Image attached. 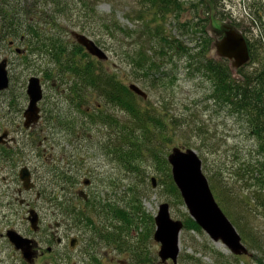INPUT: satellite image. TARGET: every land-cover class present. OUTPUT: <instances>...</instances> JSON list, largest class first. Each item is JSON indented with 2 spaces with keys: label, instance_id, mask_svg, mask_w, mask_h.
<instances>
[{
  "label": "rangeland",
  "instance_id": "obj_1",
  "mask_svg": "<svg viewBox=\"0 0 264 264\" xmlns=\"http://www.w3.org/2000/svg\"><path fill=\"white\" fill-rule=\"evenodd\" d=\"M62 1L64 12L56 14L42 0H0V8H7V16L12 17L4 22L0 16L2 46L13 40L32 50L21 60L9 53L11 84L0 92V134L8 135L7 144L0 145V264H30L7 240L8 230L34 239L40 252L50 254L36 259L35 253L31 264H164L157 255L160 246L153 236L159 205L169 203V213L175 220L183 222L191 217L181 197V204L174 202L165 186L168 176L172 181L168 161L165 172L152 153L166 160L176 146L193 149L201 158L215 201L248 250V254L234 257L225 245L212 242L200 228H183L176 264H256L255 259L262 254L249 241L262 238L264 243V207L257 206L254 188L246 185L247 180L234 175L241 173L237 170L239 163L247 165L245 162L258 158L256 151L262 142L241 115L213 97L212 82L194 68L205 71L202 59L219 61L213 45L225 26L240 32L257 56H264V0H217L216 8L206 13H199L193 0H182L181 11H176V24L171 15L165 17L167 21L152 20V12H141L136 0ZM10 22L15 23V32L8 31ZM188 22L194 26L181 30L179 26ZM158 24L170 46L150 34H142V27L153 31ZM29 25L44 42L57 36L66 49H75L77 44L72 33L87 35L108 55L104 62L90 55L100 70L112 73L125 86L133 83L146 93L147 99L134 94L135 107L140 111L148 108L151 113L146 115L155 117L158 123L137 121L140 126L150 124L151 129L137 132H144L146 137L137 149L134 147L137 151L133 159L121 158L112 151L125 144V125L134 130L132 118L92 89L75 98L76 92L68 89L69 71H59L49 47L30 36ZM174 26L178 30H173ZM20 35L25 36L21 43ZM205 38L211 39L205 58L198 57L197 64L188 68V58L176 49L177 44L194 54ZM140 51L145 53L148 65L153 62L159 67L155 86L150 85L152 78L134 75L137 72L127 57L135 59ZM61 57L65 62L68 56L64 53ZM227 66L238 79L230 61ZM253 67L254 64H247L244 69ZM46 71L54 80L45 77ZM33 76L41 80L44 91L38 104L43 115L34 126L25 128V89L28 78ZM60 79H67L63 86L59 85ZM106 118L116 123H109ZM151 137L153 141L148 144ZM26 166L34 182V188L27 191L18 177L19 170ZM85 179L90 181L89 187L82 183ZM81 189L87 192V200L78 196ZM114 208L125 211L130 219L117 216ZM30 210L38 215V232L32 231L26 220ZM53 230L62 238L61 245L46 238ZM72 235L79 239L73 250L66 239ZM47 247L53 252L48 253Z\"/></svg>",
  "mask_w": 264,
  "mask_h": 264
},
{
  "label": "trees",
  "instance_id": "obj_2",
  "mask_svg": "<svg viewBox=\"0 0 264 264\" xmlns=\"http://www.w3.org/2000/svg\"><path fill=\"white\" fill-rule=\"evenodd\" d=\"M42 1L52 6L56 14L62 13V11L64 12L65 3L62 0ZM93 1H95L96 3L98 0ZM193 1L194 7H196V10H198L199 13H206V11L208 12L209 10H213V8H216L215 6L217 5V0ZM136 2L137 4H139L141 12L151 11L152 20L155 21L156 19L164 20L167 15L170 16L171 13L174 11H181V7L183 5L182 0H136ZM19 6L20 5L18 3V7ZM7 14V8L2 7L0 10V16L4 19V22L7 17H11L7 16ZM177 15L178 12L175 15L176 19ZM258 17H261V15H259ZM165 21H167V19H165ZM177 21H179V19H177ZM113 22L115 25L114 19ZM158 25L159 26L154 28L153 31H149V29L142 27V34H146L148 37V34H150V37H157L160 41L164 40L170 46V42H168V37L164 35V31L162 27H160V24ZM192 26H194L193 22H188L184 24L182 23L179 27L183 31H188L189 29L187 28H190ZM7 27L8 31L15 32L16 26L14 22H10L9 24H7ZM115 27L119 29V26ZM106 28L110 29V26L106 24ZM27 31L30 33V36H32V39L37 38L39 41L42 42L43 46H45L46 44V47H49V52H52V54L50 55L56 62L59 71L63 73H65L66 70L69 71V77L67 76L66 78H70L69 81H71V85H69L68 89L74 90L76 92L75 98L81 97L85 92H87V89H92L96 92H99L101 94V97L107 103L115 104L120 108L124 109L127 114L132 118V128L134 130L125 125V144H119V148L112 151L118 152L121 158L125 156V158H127L129 161L130 159H133L135 157V152L137 151L136 149L138 147L139 142L144 141L146 137L144 132H142L140 135H137V132L139 130H142L143 128L146 130L147 128L151 129L149 126L150 124H147V126H140L137 121L139 123L148 121H151L152 123H158L155 117H153L152 119L151 117H148L146 115L148 112L151 113L150 111H148V108H145L144 111L138 110L135 107L137 97L132 91L129 90V86H125L120 81L118 82L116 76H114L112 73L107 74L105 71L100 70L99 66H96L94 64V61L91 59V56L88 55L87 52H85L82 46L75 44V49L71 48L70 46H67L66 49L65 46H61L59 44V41H61V39H58L57 36H53L52 39H49V42H44L45 39H41V36L37 34L34 26L29 25ZM148 31L149 33H147ZM110 33L111 36H114L113 32L110 31ZM210 40L211 39L205 38L203 42L200 41V43L202 42L201 46L197 45V47L195 48L196 52L194 54L190 53L193 52L191 49H188L183 45H179V43L177 44L176 49H178L180 53H184V56L188 58L186 61V66L188 68H191L192 65L197 64L198 61L196 59L198 57L205 58L204 54L205 51H207L209 48ZM246 40L250 51V61L248 63V66L254 64V67L249 69L250 71H246L244 69L247 65L246 64L245 66L237 69L236 74L239 75L238 79H235V77L231 75L227 66L228 60L215 62L208 59H205L204 61L202 59L204 65L203 68L205 71H203L202 69L200 70V68H196V66L194 68V71H201L206 78H209L213 85V97L216 98L220 103H223L225 105L229 104V106H231V108L233 109L234 113L239 116L241 115L242 118L246 120V124H248V126L250 127V131L252 132V134H254L255 137H257V139L262 142L260 150L256 151V155L258 158L249 162H245L248 163L247 165L243 163L244 166H238L240 167L239 170H241V173L239 172L238 176L247 180L246 185L248 187L254 188L253 194L257 196V206L260 205L264 207V56H257V52H255L251 48L249 40ZM36 44L39 43L37 42ZM64 53H66L68 57L66 58L65 62H62L61 55ZM129 57L131 64H133L134 73L137 72V74L134 75H141L143 76V78H152V80L150 81V83L152 84L150 85L155 86L154 82L157 79V74H159V67L153 62L151 63V65H148V59L145 53L142 51L138 52L135 59L131 58L130 55L127 58ZM257 64H259V66ZM149 72L151 74H149ZM45 77L47 79L53 78V76L47 73V71ZM67 79H60L59 85L63 86ZM106 119L109 123H116V121L112 118ZM152 141L153 139L147 142L149 144ZM134 147L136 149H134ZM152 157L154 158V160H156L158 167L161 170L167 172V160H164L163 157H161L157 153H152ZM248 176L255 177V181L252 183ZM168 181L169 182H167L165 186L168 187V192H170V195L173 197V201L178 202V204H181L182 202L179 196V192H177L173 182L170 181V176H168ZM114 210L115 214L118 212V215H116L121 217L122 219L126 218V216L127 220L130 219V216L122 209L114 208ZM87 222H89V220H87ZM183 224V228H187L188 230L194 229L196 231H199L198 225L194 223L191 218L187 219L186 221H183ZM249 242V244L252 245L253 249H257L258 253L262 254V256L257 257V259H255V263L264 264V243L262 242V238L252 241L250 239ZM190 258L196 259L194 256Z\"/></svg>",
  "mask_w": 264,
  "mask_h": 264
},
{
  "label": "water",
  "instance_id": "obj_3",
  "mask_svg": "<svg viewBox=\"0 0 264 264\" xmlns=\"http://www.w3.org/2000/svg\"><path fill=\"white\" fill-rule=\"evenodd\" d=\"M75 42L82 46L89 55L99 61L108 60L103 50L94 43L87 35L74 32ZM214 49L218 57L230 60L233 70H237L250 61V51L246 38L237 30L232 28L225 29L223 36L215 42ZM26 87L28 96V105L24 110V127L31 128L39 120L38 103L43 98V90L40 79L33 76L28 79ZM7 71L5 62H0V92L8 87ZM129 90L141 99H147L146 93L133 83H130ZM8 135L3 132L0 135V144L6 142ZM166 160L170 165L171 180L173 181L177 192L179 191L182 202L185 205L187 213L198 227L206 233L212 242L222 243L234 256L248 254L247 247L242 242L239 232L228 220L224 211H221L217 201L214 199L212 190L209 188L203 169L202 160L193 149L173 147L167 155ZM22 188L31 190L33 181L28 166L22 167L18 172ZM153 188L155 187L154 179H151ZM157 215L154 218L156 225L153 234L155 242L159 243L160 249L158 257L162 263L171 260L176 264L179 253V237L183 229V222L175 220L169 213V203H161L158 207ZM26 220L30 223L32 231H38L39 219L36 211L30 210ZM7 240L11 242L15 250L22 253L23 259L31 264L35 255L34 241L30 238L23 237L13 230H8ZM74 242L71 243L73 247Z\"/></svg>",
  "mask_w": 264,
  "mask_h": 264
},
{
  "label": "flooded vegetation",
  "instance_id": "obj_4",
  "mask_svg": "<svg viewBox=\"0 0 264 264\" xmlns=\"http://www.w3.org/2000/svg\"><path fill=\"white\" fill-rule=\"evenodd\" d=\"M1 9V8H0ZM176 13L177 12H172L171 13V19H173V20H175V23L174 24H176V17H175V15H176ZM167 20H169V19H167ZM177 29H176V28ZM225 27H227V26H225ZM225 27H224V29L222 30V32H221V35H220V37L218 38L219 40H220V38L223 36V34H224V32H225ZM229 28H231V27H229ZM173 30H178V27L177 26H174L173 27ZM73 34V33H72ZM71 34V35H72ZM73 36V35H72ZM23 41H25V36L24 35H20V43L21 42H23ZM217 42V41H216ZM214 45H215V43H214ZM214 45H213V47H214ZM27 46V47H26ZM3 48H6L7 50H5V49H3ZM1 52H5V54H3V55H1ZM10 52H13L15 55H16V57H17V59H24L23 57H25V58H27L28 57V55H29V53H32V50L28 47V45H24V46H22V45H19V44H16L15 43V41H13V40H11L9 43H8V45L7 46H2V44H1V33H0V62H5V70L7 71V79H8V81H9V84H8V87L6 88V89H4L3 91H5V90H7L9 87H10V84H11V81H10V70H9V67H10V63H11V60L12 59H10V57H9V53ZM217 59L219 60V61H226L225 59H222L221 57H218L217 56ZM228 61H230V60H228ZM231 62V61H230ZM36 77V76H35ZM29 78H31V77H29ZM28 78V79H29ZM39 79V78H38ZM29 81V80H28ZM28 84V83H27ZM40 84H41V80H40ZM27 87V86H26ZM41 87H42V85H41ZM25 91H26V89H25ZM26 94H27V91H26ZM43 94H44V91H43ZM28 98V97H27ZM43 99V98H42ZM28 101V100H27ZM28 103H29V101H28ZM40 103V102H39ZM38 103V104H39ZM28 105V104H27ZM27 107V106H26ZM26 107H25V109H26ZM38 108H39V106H38ZM24 109V110H25ZM43 111H42V109L41 108H39V120L42 118V115H43V113H42ZM23 116H24V114H23ZM38 120V121H39ZM37 121V122H38ZM1 135V134H0ZM7 142H8V137H7V139H6V142H4L5 144H7ZM1 146H4L3 144H0ZM261 159V158H260ZM238 166H240L239 164H238ZM240 168V167H239ZM237 170H239V169H237ZM31 176H32V174H31ZM235 177H237V178H239L240 180L242 179L241 177H239L237 174L236 175H234ZM250 180H251V182L253 183L254 181H255V177H253V176H251V178H250ZM82 183L86 186V187H89L90 185V181H88L87 179H85V180H83L82 181ZM33 184H34V182H33ZM33 188H34V185H33ZM37 196H40V195H37ZM78 196H80L81 198L83 197V199L84 200H87L88 199V194H87V192H85L83 189H81V191L78 193ZM56 227H59V224H57L56 223ZM46 238L47 239H49V241H53V243L55 242L57 245H61L62 244V238L60 237V235L58 234V232L55 230H53L51 233H49V234H47L46 235ZM29 239V238H28ZM31 240H33L34 241V248H33V250L35 251V253H36V255H35V258L36 259H38L39 258V256H44V255H46L47 253H45V252H43V251H41L40 252V246H39V243L37 242V241H35L34 239H32V238H30ZM67 240H69L70 241V247H71V249L73 250V249H75L76 247H77V245H78V241H79V239H78V237H75V236H71V237H68V238H66ZM74 242V245H73V247L71 246V243H73ZM48 253H52L53 251H52V248L51 247H47V250H46ZM22 254V253H21ZM47 255H50V254H47ZM34 258V259H35Z\"/></svg>",
  "mask_w": 264,
  "mask_h": 264
},
{
  "label": "bare ground",
  "instance_id": "obj_5",
  "mask_svg": "<svg viewBox=\"0 0 264 264\" xmlns=\"http://www.w3.org/2000/svg\"><path fill=\"white\" fill-rule=\"evenodd\" d=\"M31 190H32V189H31ZM38 228H39V227H38ZM57 228H58V227H56V229H57ZM31 230H32V229H31ZM38 231H39V230H38ZM38 231H37V232H38ZM6 232H7V231H6ZM6 234H7V233H6ZM6 238H7V237H6ZM32 241H33V240H32Z\"/></svg>",
  "mask_w": 264,
  "mask_h": 264
},
{
  "label": "clouds",
  "instance_id": "obj_6",
  "mask_svg": "<svg viewBox=\"0 0 264 264\" xmlns=\"http://www.w3.org/2000/svg\"><path fill=\"white\" fill-rule=\"evenodd\" d=\"M161 261V260H160ZM168 261H170V260H168ZM162 263V262H161Z\"/></svg>",
  "mask_w": 264,
  "mask_h": 264
}]
</instances>
